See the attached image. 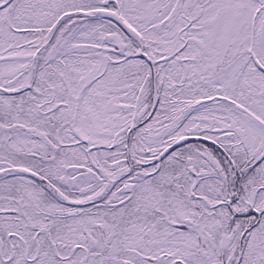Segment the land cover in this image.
<instances>
[{
    "label": "snow or ice",
    "instance_id": "snow-or-ice-1",
    "mask_svg": "<svg viewBox=\"0 0 264 264\" xmlns=\"http://www.w3.org/2000/svg\"><path fill=\"white\" fill-rule=\"evenodd\" d=\"M0 264H264V0H0Z\"/></svg>",
    "mask_w": 264,
    "mask_h": 264
}]
</instances>
